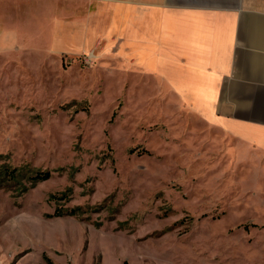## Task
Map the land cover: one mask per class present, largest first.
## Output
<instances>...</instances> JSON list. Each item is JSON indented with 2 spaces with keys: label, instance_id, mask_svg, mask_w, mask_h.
Wrapping results in <instances>:
<instances>
[{
  "label": "rangeland",
  "instance_id": "374dc122",
  "mask_svg": "<svg viewBox=\"0 0 264 264\" xmlns=\"http://www.w3.org/2000/svg\"><path fill=\"white\" fill-rule=\"evenodd\" d=\"M49 40L0 52V264H264V152Z\"/></svg>",
  "mask_w": 264,
  "mask_h": 264
},
{
  "label": "crops",
  "instance_id": "0c3cea01",
  "mask_svg": "<svg viewBox=\"0 0 264 264\" xmlns=\"http://www.w3.org/2000/svg\"><path fill=\"white\" fill-rule=\"evenodd\" d=\"M44 29L153 75L208 123L264 152V0H0V52ZM29 44L28 42H26Z\"/></svg>",
  "mask_w": 264,
  "mask_h": 264
},
{
  "label": "trees",
  "instance_id": "16d2710c",
  "mask_svg": "<svg viewBox=\"0 0 264 264\" xmlns=\"http://www.w3.org/2000/svg\"><path fill=\"white\" fill-rule=\"evenodd\" d=\"M8 170V169H7ZM6 170V172H7V175L8 176H11V177H8V179L7 180H10V179H15L16 178V174H15V170H12V169H10V170H8L7 171ZM45 174H38V175H36L34 178V180H33V185H35V184H37L38 182H40V181H43V180H45V179H47V178H49V176H50V172L49 171H45L44 172Z\"/></svg>",
  "mask_w": 264,
  "mask_h": 264
}]
</instances>
